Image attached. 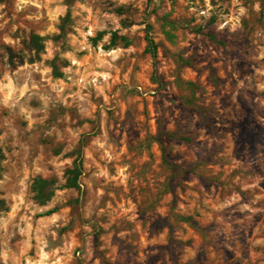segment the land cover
<instances>
[{
  "label": "rangeland",
  "instance_id": "rangeland-1",
  "mask_svg": "<svg viewBox=\"0 0 264 264\" xmlns=\"http://www.w3.org/2000/svg\"><path fill=\"white\" fill-rule=\"evenodd\" d=\"M0 264H264V0H0Z\"/></svg>",
  "mask_w": 264,
  "mask_h": 264
},
{
  "label": "trees",
  "instance_id": "trees-1",
  "mask_svg": "<svg viewBox=\"0 0 264 264\" xmlns=\"http://www.w3.org/2000/svg\"><path fill=\"white\" fill-rule=\"evenodd\" d=\"M147 42H148V49L147 50L150 53V55L152 56V58L155 60V58H156V47H155L153 41L151 40V38L149 36L147 37ZM31 43H32V45L36 51H40L42 49V45L40 44V38L39 37H37V36L32 37ZM68 173L72 174L73 177L68 179L67 186L70 188H77V184H76L77 172L75 170H71ZM44 182L45 181L37 180L35 182V185H37L39 187V184H40V186H42V184Z\"/></svg>",
  "mask_w": 264,
  "mask_h": 264
}]
</instances>
